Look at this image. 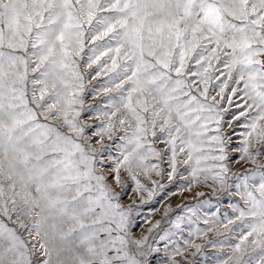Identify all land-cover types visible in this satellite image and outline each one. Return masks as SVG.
<instances>
[{
  "label": "snow or ice",
  "instance_id": "snow-or-ice-1",
  "mask_svg": "<svg viewBox=\"0 0 264 264\" xmlns=\"http://www.w3.org/2000/svg\"><path fill=\"white\" fill-rule=\"evenodd\" d=\"M86 37L93 42L88 67L115 73L119 99L110 101L107 123L95 135L112 139L124 130L122 159L113 169L117 184L124 167L141 188L133 166L159 171L147 161L166 156L170 179L183 163L196 180L211 160L224 182L225 138L208 103L209 69L222 57L228 79L243 82L248 107L257 112L237 148L240 160L252 159L253 138L264 142V0H0V217L23 230L0 220V264H148L143 242L131 236L128 212L96 171L97 150L78 121L83 76L76 58ZM106 37L97 53L95 42ZM105 56L111 65L101 67ZM192 60L199 69L191 75L203 85L199 96L196 82L185 79ZM244 187L248 209L237 210L239 218L251 217L250 231L235 251L243 253L241 245L254 237L264 264V174L258 196Z\"/></svg>",
  "mask_w": 264,
  "mask_h": 264
},
{
  "label": "rangeland",
  "instance_id": "rangeland-1",
  "mask_svg": "<svg viewBox=\"0 0 264 264\" xmlns=\"http://www.w3.org/2000/svg\"><path fill=\"white\" fill-rule=\"evenodd\" d=\"M107 39L95 42L97 53L104 49ZM92 47L93 42L86 37L84 50L76 58L83 76V89L78 93L82 106L76 105L80 112L78 121L85 126L84 136L89 138L88 146L97 150L96 171L106 177L105 183L117 194L118 199L113 202L119 203L128 212L131 236L143 242V250L147 254L144 258L148 264H236L241 257V264H258L260 248L251 243L254 237H249L241 245L243 253L235 251V246L250 231L246 225L251 222V217L239 218L237 209H248L246 196L243 195L245 184L248 191L258 196L256 189L261 182V174H264V142L253 138L249 148L252 159L245 157L240 160L244 153L237 151V148L244 146L246 134L251 131L246 125L251 124L257 112L248 107L251 101L244 96L243 82L236 84L234 79H228L224 57L220 62H212L213 66L209 69L211 80L208 83V103H213L218 113L220 135L225 138L228 156L223 162L228 168L227 173L223 174L224 182L220 183L215 178L219 168H211L214 163L211 160L202 163V168L210 170L199 172L196 180L192 179L189 166L183 163L177 165V171L170 179L168 174L171 167L166 156L162 160L149 158L147 161L149 164H157L159 171L150 170L145 173L141 168L133 166L142 185L137 189L136 182L124 167L120 168V184H117L113 171L116 162L122 159L120 153L123 149L119 146L125 142L120 139L124 130L117 128L112 139L106 134L103 138L95 135L106 125L108 118L104 113L112 110L110 101L118 100L119 93L113 84L115 73L100 71L96 63L88 67ZM104 63L111 65L107 56L101 57L100 66ZM198 69L195 61H190L185 79L196 82L193 93L199 96L203 85L199 84L198 76L191 75ZM97 72L100 74L97 75ZM222 84H227L223 93L220 92ZM105 88L112 90L105 92ZM233 88L238 91L233 93ZM241 112L245 115H241ZM38 119L42 124L57 127L63 132L68 131L62 122L45 120L43 116ZM210 127L213 131L209 135L215 134L217 125L212 124ZM78 142L84 141L81 139ZM156 147L162 146L158 143ZM178 159L183 161L186 157L181 153ZM0 220L8 227L23 232L12 221L4 217H0Z\"/></svg>",
  "mask_w": 264,
  "mask_h": 264
}]
</instances>
